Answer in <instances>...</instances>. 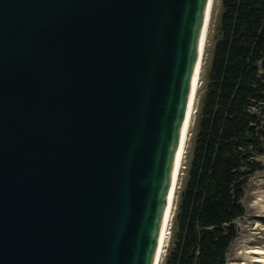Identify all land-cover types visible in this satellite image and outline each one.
<instances>
[{
  "label": "water",
  "instance_id": "obj_1",
  "mask_svg": "<svg viewBox=\"0 0 264 264\" xmlns=\"http://www.w3.org/2000/svg\"><path fill=\"white\" fill-rule=\"evenodd\" d=\"M209 0H0V264H155Z\"/></svg>",
  "mask_w": 264,
  "mask_h": 264
},
{
  "label": "trees",
  "instance_id": "obj_2",
  "mask_svg": "<svg viewBox=\"0 0 264 264\" xmlns=\"http://www.w3.org/2000/svg\"><path fill=\"white\" fill-rule=\"evenodd\" d=\"M163 264H226L264 155V0H221Z\"/></svg>",
  "mask_w": 264,
  "mask_h": 264
},
{
  "label": "rangeland",
  "instance_id": "obj_3",
  "mask_svg": "<svg viewBox=\"0 0 264 264\" xmlns=\"http://www.w3.org/2000/svg\"><path fill=\"white\" fill-rule=\"evenodd\" d=\"M221 13V0H214V8L209 21V27L206 34V43L203 52L202 69L199 81V87L196 96V112L194 114L193 125L190 129L189 139L187 142L186 153L183 159L182 167L179 174L177 188L175 190V202L170 224V234L165 246L164 255L160 261L163 264L167 248L171 239V230L174 221L175 211L177 209L178 194L184 183L187 164L191 154L193 138L195 133V118L199 107L200 99L205 88V72L209 66L214 41L217 35V24ZM261 163V170L255 172L248 180L243 197L245 213L242 218L237 219V237L231 243L226 264H241L244 253L247 249L258 246L264 248V155L258 157Z\"/></svg>",
  "mask_w": 264,
  "mask_h": 264
},
{
  "label": "bare ground",
  "instance_id": "obj_4",
  "mask_svg": "<svg viewBox=\"0 0 264 264\" xmlns=\"http://www.w3.org/2000/svg\"><path fill=\"white\" fill-rule=\"evenodd\" d=\"M213 8H214V0H209L207 14L205 16L203 37L201 40V49L199 53L197 69H196L195 77L193 80L191 95H190L189 102L187 105L185 122L183 125V131H182V135L180 139L175 169H174L173 178H172L171 192L169 195V200H168L167 208L165 210L163 224L161 227L159 244H158L156 257H155V264H160L162 256L164 255V251H165L164 248L166 246V243L168 241L169 234H170V224L172 220V212H173L174 202H175V190L177 188L180 170H181L183 159L186 153V147H187V142L189 139L190 129H191V126L193 125L192 121L194 120V114L196 112V108H195L196 96H197L201 69H202L203 52H204V47L206 43V34H207L208 27H209V21L211 18ZM243 255H244V258L241 264H264V248L253 246L247 249Z\"/></svg>",
  "mask_w": 264,
  "mask_h": 264
}]
</instances>
